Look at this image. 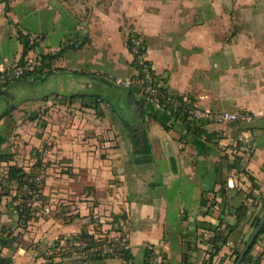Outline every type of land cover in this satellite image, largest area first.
I'll use <instances>...</instances> for the list:
<instances>
[{"label": "crops", "instance_id": "1", "mask_svg": "<svg viewBox=\"0 0 264 264\" xmlns=\"http://www.w3.org/2000/svg\"><path fill=\"white\" fill-rule=\"evenodd\" d=\"M18 28L42 37L31 52L42 66L20 84L50 81L52 93L43 89L27 98L23 113L8 112V105L0 112V258L5 264H126L116 256L82 261L75 250L57 255L60 243L78 244L75 238L83 235H124L123 214L134 264H142L150 247L161 253V264H203L215 229L221 221L234 224L236 208L245 203V218L213 263L232 264L234 248L250 237L263 209L264 0H0V69L20 61ZM130 31L145 42L146 56L169 94L202 109L252 114L244 124L207 127L219 147L246 131L254 136L253 152L243 145L236 149L237 168L234 154L224 159L226 153L213 154L210 144L181 140L179 132L165 130L150 116L163 109L143 96L128 90L127 109L122 99L108 102L105 85L116 87L115 77L136 71L126 45ZM37 153L47 170L44 203L52 211L18 228L16 204L25 189L22 180L8 178L9 169L32 162ZM62 169L74 174L68 175L69 188H60L50 175ZM217 169L226 194H218L223 204L210 205L209 192L220 188ZM107 214L120 222H104ZM258 258L264 264V235L243 264Z\"/></svg>", "mask_w": 264, "mask_h": 264}, {"label": "trees", "instance_id": "2", "mask_svg": "<svg viewBox=\"0 0 264 264\" xmlns=\"http://www.w3.org/2000/svg\"><path fill=\"white\" fill-rule=\"evenodd\" d=\"M17 35H18V38L23 45V51L21 54V58H20V61L17 65L25 66L26 62H27V58H29L31 56V52L34 51L35 48L40 45V43L42 41V37L37 36L40 38V41L37 42L35 36L30 35V34H24L19 28L17 30ZM132 35H137V34L132 33V32H130L128 34L127 43L129 45L128 49L130 52H132V46H131ZM63 51H64V49L58 51L53 56L48 55L47 58L52 59V58L60 55ZM146 51H147L146 50V44L144 42V48L142 49V52L146 53ZM132 65L135 68H138V65H136L135 63H132ZM38 66L41 68L42 63ZM40 68H39V71L41 70ZM35 70H36L35 68L26 69V72H25V75L23 78L34 73ZM155 81H156L158 91H159V94L157 95V100L159 102V107L161 109H163L164 113L163 114L161 113V115H160V112L155 111V112L151 113L150 116L152 118H155L156 120H158L165 130H167V131L175 130V131L179 132L181 140L186 141L188 137H191V138H194L195 140L199 141L203 145H208L211 143L218 144V142H216L214 139V133H210L207 130L206 124L205 123H198L186 111V107L189 105V100L185 99L184 97H179V96L175 97V96H172L171 94H169V92L166 88V80L164 78H162L160 75L155 74ZM126 89H128L129 92L132 93V95L137 94V92L134 88H126ZM169 96L172 97L173 99L179 100L181 104L177 108H175L172 105V102L168 101ZM166 115H167V117H169V119H167ZM178 126H180L183 130H178ZM233 154L235 157L234 162H233V167L237 168L238 165L240 164L241 158L239 157V155H237L236 150H234ZM228 157H229V155L226 154L223 158L228 159ZM33 161L34 162H37V161L42 162L41 158L40 159L39 158L33 159ZM217 171L219 172V177H220V179H218V182L220 184V188L216 189V190L212 189L209 192L212 196L211 198L208 197L210 205L211 204L215 205L217 203L223 204V202H224L223 196L226 194V188H225L226 182L222 179L220 169H217ZM243 172L250 179V181H252V182L254 181V177L252 175H250V173L248 171H246V169H244ZM24 176H25L24 166L23 167L21 166L20 168H17L15 166L10 167L8 178H10V179L17 178L19 180H22V178H24ZM20 182L23 184L22 181H20ZM220 193H222L223 198L220 197L221 196ZM218 194H220V196H218ZM249 196L250 195H248V198H249ZM217 197H218V199H217ZM19 199H20V201L16 204V207L18 209V213L21 214L22 213L21 208L23 207V204H22L23 198H19ZM44 201H45V199H44ZM252 202L254 203L255 201L253 200ZM262 202H263L262 203L263 209H262L261 213L255 217L253 223L251 224V226L253 228L252 233L258 227L259 223L261 222V220L264 216V200ZM247 211H248V206L245 203H243L241 206L236 208V211L234 213V224H227L223 221L220 222V224L218 225V227L214 231L213 237L211 239V245H210L209 249L207 250L208 257L203 262V264H213L214 263V260L217 257V255L219 254L221 248L228 243L230 234L241 224V222L243 221V219L245 218V216L247 214ZM27 215H29V212L27 213ZM125 216H126L125 214H123L121 216L123 219V221H122L123 222L122 223L123 229L122 230L120 229V230H121V232L124 231V233H126V236L122 235V236H119L118 238H112V237L108 236L107 234H105V236L96 238L93 235H83L82 237H79L77 239L75 238V240L79 241L78 244H75L77 241L68 240L66 243H63V244L60 243L61 244L60 246L57 245V246H59L58 247L59 252H57V255H59L60 257L63 258L64 256H66V254L68 252H70V251L72 252L73 250H75V252H80L79 253L80 254V260H82V261L100 260V259L110 258V257L116 256V257L121 258L126 264H134V262L132 261L133 255L130 252V250H128V247L119 251L118 253L115 251L114 253H111V254H103L102 253V254L96 255V253L99 252V250H98L99 248H108V247L116 248V247H120L123 245L128 246L127 231H125V227H124V222L126 221V220H124ZM105 217L108 218L109 220L107 221V219H104V222L112 223L115 226H116V224H118L120 222V221L117 222V218L115 216H113L112 214H109V215L107 214V215H105ZM28 225L29 224H27L25 228H27ZM16 226L18 228L20 227L18 223ZM118 227L120 228V226H117V229H119ZM251 235H250V237H251ZM263 235H264V226H263L261 232L259 233V235L256 237V240L254 241L250 250L245 255L241 264H243L244 262L247 261V259L251 255V251H252L254 245L258 242L259 238ZM250 237H248L246 240H243L241 242V244H239L238 246H236L234 248V251H233L234 259H233L232 264H234L236 262V260L240 256L241 252L243 251V249L246 246ZM79 246L81 247V249H79ZM150 251H151V247L146 249L142 264H146V258L149 256ZM187 257H188V254L184 253L183 254L184 261L187 259ZM161 259H162V257H161ZM5 263H6V260L0 258V264H5ZM258 263H259V258L255 260V264H258Z\"/></svg>", "mask_w": 264, "mask_h": 264}, {"label": "built area", "instance_id": "3", "mask_svg": "<svg viewBox=\"0 0 264 264\" xmlns=\"http://www.w3.org/2000/svg\"><path fill=\"white\" fill-rule=\"evenodd\" d=\"M36 41L39 42L40 38L36 37ZM131 46L132 52H130V54L132 56V63L138 65V68H135V74L131 77H115L113 82L119 87L134 88L138 95L143 96L159 107V102L157 100L159 91L155 81L156 72L148 60L146 53L142 52V49L144 48V41L140 36L132 35ZM36 65H39L38 59L30 56L27 58L25 66L15 65L0 69V90L22 79L25 75L26 69H33ZM168 101H171L175 108L181 104L179 100L173 99L170 96L168 97ZM186 111L198 123H205L207 127L220 124H244L252 121L253 119L252 114L248 111H216L202 109L194 106L190 100L189 105L186 107ZM229 141L230 143L220 142L222 150L230 151L233 154L234 151H232L231 148L232 143L234 144L235 150L239 145L245 146L250 153L254 150V136L249 131H246L239 135L236 139ZM30 163V166H24L25 176L22 178L25 192H28L29 195L26 196L25 193L22 199V213L19 215V220L17 221L21 228H24L27 225L29 218L37 215L47 216L52 211V207L49 204L44 203V194L42 192V185L45 181V175L47 172L46 166L43 161L41 164H37L34 161ZM35 164L38 165L36 168L34 167ZM229 186L233 187L234 185L229 182ZM28 212L29 215H27ZM125 248H127L126 245L116 248H99V252L96 253V255L102 253L111 254L115 251L118 253ZM161 257V253L154 247H151L150 254L146 258V264H161Z\"/></svg>", "mask_w": 264, "mask_h": 264}, {"label": "rangeland", "instance_id": "4", "mask_svg": "<svg viewBox=\"0 0 264 264\" xmlns=\"http://www.w3.org/2000/svg\"><path fill=\"white\" fill-rule=\"evenodd\" d=\"M173 20H175V18H173ZM130 32H132V31H130ZM129 32V33H130ZM128 33V34H129ZM132 33H134V32H132ZM119 38V37H118ZM116 39V42H118L117 44H116V46L118 47V45L119 44H121V40H119V39ZM124 38V37H123ZM126 45H127V47L129 48V45H128V43H127V41H126ZM40 46V45H39ZM38 46V47H39ZM37 47V48H38ZM126 61L124 60V64L125 65H127V66H129V70L131 69V65H130V61L129 62H126ZM126 71V72H131V71ZM124 73H125V71H124ZM124 75H126V74H124ZM123 78V77H122ZM22 81L23 80H20V81H18V82H16V83H13V84H10V85H8V86H6L3 90H2V92H0V112H1V109H2V105H8L9 107H8V112H12V111H15V113H17V112H20V113H23L24 112V110L25 109H23L22 108V105L25 103L24 101L27 99V98H29V97H33V95L36 93V94H40L41 93V90H47V92L46 93H52L51 91H50V87H51V82L50 81H47L46 83H39V84H34L33 85V87H28V86H25V85H21L20 83H22ZM51 81L54 83L53 84V86L52 87H54L55 86V79H51ZM33 82H34V80H33ZM32 82V83H33ZM114 86H116V85H114ZM104 91L107 93L106 94V96H107V100H108V102H110V103H113L114 102V100L115 101H119V100H121L122 99V104H121V107H122V109H127V107H129L130 105H131V101L128 99H126V97H127V94H128V89H126V88H123V87H119V86H116V87H110V86H108V85H105V87H104ZM51 95V94H50ZM37 96V95H36ZM33 100V99H32ZM26 101H28V99L26 100ZM119 105V104H118ZM117 105V106H118ZM14 107V108H13ZM22 110V111H21ZM3 112H4V110L2 111V113H1V115L3 114ZM224 141V143H226V142H229L230 143V141L229 140H223ZM234 146V144L232 143V145H231V147H233ZM209 147H210V149H211V152L213 153V154H215V155H223L224 153H226L227 154V152L225 151V150H221L220 149V147L218 146V144H214V143H211L210 145H209ZM235 150V149H234ZM234 153V152H233ZM229 154V156L232 154L231 152L230 153H228ZM34 157H35V159L37 158H41L42 159V155H40L39 153H37L36 155H34ZM28 159V158H27ZM26 159V160H27ZM37 164H41L42 162H36ZM30 161H29V163H26L25 165L26 166H30ZM38 165H34V167L36 168ZM54 172V174L52 175L51 173H50V175L51 176H53V177H55L56 179H57V182H59V186H60V188H64V187H70V184H68V183H70V181H68L69 180V177H71V178H75V177H73L72 175H74L73 174V172H71V171H69L68 169H62L61 171H56V170H54L53 171ZM22 174V173H21ZM56 174V175H55ZM62 175L64 176V177H62ZM68 175H69V177H68ZM46 176H47V172H46V175H45V180H46ZM45 182L46 181H44V183H43V185H42V188L44 187V185H45ZM72 183V182H71ZM74 184V183H73ZM77 187V186H76ZM79 189H81V188H79ZM25 191V190H24ZM26 193V196L27 195H29V193L28 192H25ZM104 196H106V192H105V194H103ZM25 196V197H26ZM243 196H244V194L242 193L238 198H236L235 199V204L236 203H239V201H240V199H242L243 198ZM117 197V196H116ZM118 198V197H117ZM110 200H105V202H103V203H105V205H110V202H109ZM125 213H127V205H126V208H125ZM126 215V214H125ZM124 220H126L125 222H124V227H125V231H127L128 230V228H127V223H128V221H127V217L125 216V218H124ZM252 226L249 228V230L250 231H252ZM124 235L126 236V233H124ZM256 245V244H255ZM255 245H254V247H255ZM253 247V248H254ZM80 249V248H79ZM76 253H80V252H76Z\"/></svg>", "mask_w": 264, "mask_h": 264}, {"label": "water", "instance_id": "5", "mask_svg": "<svg viewBox=\"0 0 264 264\" xmlns=\"http://www.w3.org/2000/svg\"><path fill=\"white\" fill-rule=\"evenodd\" d=\"M19 215H17V219H18ZM264 226V216L261 220V222L259 223L258 227L254 230V232L252 233L251 237L249 238L246 246L244 247L243 251L241 252L240 256L238 257V259L236 260V262L234 264H241L245 255L247 254V252L250 250L251 246L253 245L254 241L256 240V237L259 235V233L261 232L262 228Z\"/></svg>", "mask_w": 264, "mask_h": 264}]
</instances>
